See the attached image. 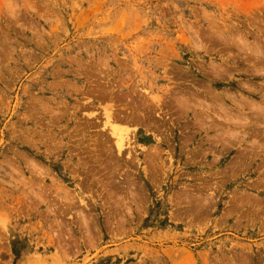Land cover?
<instances>
[{
  "label": "rangeland",
  "instance_id": "1",
  "mask_svg": "<svg viewBox=\"0 0 264 264\" xmlns=\"http://www.w3.org/2000/svg\"><path fill=\"white\" fill-rule=\"evenodd\" d=\"M263 56L264 0H0V264H264Z\"/></svg>",
  "mask_w": 264,
  "mask_h": 264
},
{
  "label": "bare ground",
  "instance_id": "2",
  "mask_svg": "<svg viewBox=\"0 0 264 264\" xmlns=\"http://www.w3.org/2000/svg\"><path fill=\"white\" fill-rule=\"evenodd\" d=\"M261 50H262V49H261ZM253 51H254V50H253ZM256 51H258V50L256 49ZM258 52L260 53L261 51H258ZM262 53H263V52H262ZM263 57H264V56H263ZM157 95H158V94H157ZM155 96H156V95H154V96H153L154 99L152 98L151 100H153V101L156 100L155 102L158 101L157 104H159V102H160V101L158 100L159 98H158L157 96H156V97H155ZM150 97H151V96H150ZM160 97H161V96H160ZM214 97H215V96H214ZM157 98H158V99H157ZM185 101H186V100H185ZM185 101H184V102H185ZM151 102H152V101H151ZM234 102H235V101H234ZM243 102H244V101H243ZM180 104H182V102H180ZM185 104H186V102H185ZM238 105H239V104H238ZM240 106H241V105H240ZM242 106H243V104H242ZM262 108H263V107H261L260 110H263V111H264V108H263V109H262ZM229 118H230V117H229ZM232 118H233V116H231V119H230V120H232ZM234 118H235V117H234ZM239 119L241 120L242 117L239 118ZM226 120H228V119H226ZM124 135H125V134H124ZM116 141H117V142H116ZM116 141H115V143H116V147H117L118 151L120 152L121 149H122V147H123L122 141H121V139H120V140H117V138H116ZM78 213H79V212H78ZM83 218H84V216H83ZM83 218H82V219H83Z\"/></svg>",
  "mask_w": 264,
  "mask_h": 264
}]
</instances>
